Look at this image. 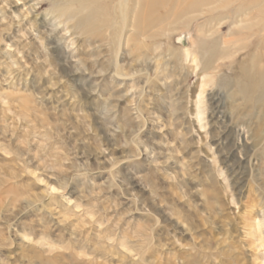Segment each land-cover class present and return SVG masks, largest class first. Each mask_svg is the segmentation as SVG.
Wrapping results in <instances>:
<instances>
[{
    "label": "rangeland",
    "instance_id": "1",
    "mask_svg": "<svg viewBox=\"0 0 264 264\" xmlns=\"http://www.w3.org/2000/svg\"><path fill=\"white\" fill-rule=\"evenodd\" d=\"M191 1L0 0V264H264V0Z\"/></svg>",
    "mask_w": 264,
    "mask_h": 264
},
{
    "label": "bare ground",
    "instance_id": "2",
    "mask_svg": "<svg viewBox=\"0 0 264 264\" xmlns=\"http://www.w3.org/2000/svg\"><path fill=\"white\" fill-rule=\"evenodd\" d=\"M165 1L166 0H150V3H149L150 11L154 12L156 10H159L160 8L163 7ZM174 2H175L174 4L177 6L176 9H184L185 11L191 10L190 8H192L194 6V4L191 0H174ZM144 14H145V12H144ZM144 14H143V16H144ZM143 16H142V19L144 20V18L147 16L146 15L144 17ZM140 23H142V22H140Z\"/></svg>",
    "mask_w": 264,
    "mask_h": 264
}]
</instances>
